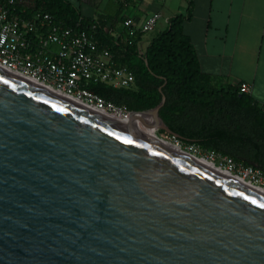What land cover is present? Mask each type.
I'll return each instance as SVG.
<instances>
[{"label":"water","instance_id":"95a60500","mask_svg":"<svg viewBox=\"0 0 264 264\" xmlns=\"http://www.w3.org/2000/svg\"><path fill=\"white\" fill-rule=\"evenodd\" d=\"M166 102L134 116L160 115ZM264 191L0 67V264H264Z\"/></svg>","mask_w":264,"mask_h":264},{"label":"trees","instance_id":"16d2710c","mask_svg":"<svg viewBox=\"0 0 264 264\" xmlns=\"http://www.w3.org/2000/svg\"><path fill=\"white\" fill-rule=\"evenodd\" d=\"M192 7L189 0L187 11L171 16L167 29L141 51L143 32L133 36L111 32L109 18L86 16L71 0H36L35 5L66 25L82 28L97 22L100 47L135 74V88L91 83L94 92L128 110L155 107L164 93L160 115L183 136V142L219 151L264 172V104L251 93L241 92L239 84L217 85L202 71L196 48L184 30Z\"/></svg>","mask_w":264,"mask_h":264},{"label":"built area","instance_id":"2783aa9c","mask_svg":"<svg viewBox=\"0 0 264 264\" xmlns=\"http://www.w3.org/2000/svg\"><path fill=\"white\" fill-rule=\"evenodd\" d=\"M35 5L36 0H0V67L102 113L130 115L126 107L90 88L91 83H106L115 88L136 87L135 74L117 64L108 49L100 47L96 39L98 23L82 28L66 25L51 13L35 9ZM161 17L160 11L154 12L141 25L125 19L124 33L133 36L139 31L154 30ZM107 29L115 32L112 26ZM239 87L241 92H252L250 83L241 82ZM175 139L183 147L184 142ZM185 149L264 189L261 169L198 144L189 143Z\"/></svg>","mask_w":264,"mask_h":264},{"label":"crops","instance_id":"0c3cea01","mask_svg":"<svg viewBox=\"0 0 264 264\" xmlns=\"http://www.w3.org/2000/svg\"><path fill=\"white\" fill-rule=\"evenodd\" d=\"M77 1L73 2L84 15L109 18L118 33L124 32L125 19L141 25L157 11L162 13L160 32L164 31L170 17L189 6V0ZM184 30L204 73L219 85L250 83L251 94L264 104V0H193L192 17Z\"/></svg>","mask_w":264,"mask_h":264},{"label":"bare ground","instance_id":"6f19581e","mask_svg":"<svg viewBox=\"0 0 264 264\" xmlns=\"http://www.w3.org/2000/svg\"><path fill=\"white\" fill-rule=\"evenodd\" d=\"M111 117H113V118H115V119H117V120H119L121 122H124V123H126V124H128V125H130L132 127H135V128H137V129H139V130H141L143 132H146V133H148V134H150V135H152L154 137H157L158 139H160V140H162V141H164V142H166V143L178 148L179 150H181V151H183V152H185V153L197 158L198 160H200V161H202V162H204V163H206V164H208V165H210V166H212V167H214V168H216V169H218V170H220V171H222V172H224V173H226V174H228V175H230V176H232V177H234V178H236V179H238V180H240V181H242V182H244V183H246L248 185L256 187L257 189H259L261 191H264V189L251 184L250 182L244 180L239 175H236L234 173H231L229 171H226V170L220 168L214 161H212V160L210 161L209 159H207L205 157H201V156L195 155L192 152H190L189 150H187V149H185L183 147H180L178 144H176L172 140L159 135L158 132H157L158 128L155 125L153 118L146 119L145 116L144 117H142V116H134L132 114L126 115V116H114V115H111Z\"/></svg>","mask_w":264,"mask_h":264},{"label":"rangeland","instance_id":"374dc122","mask_svg":"<svg viewBox=\"0 0 264 264\" xmlns=\"http://www.w3.org/2000/svg\"><path fill=\"white\" fill-rule=\"evenodd\" d=\"M75 3H77L78 1L77 0H73ZM84 11L86 12L87 11V7H83ZM160 32V24L158 23L157 26L155 27L154 30H151V31H148V32H144V35H143V38L142 40L140 41V49L142 51H145L147 46L149 45L150 41L152 40V38L154 36H156L158 33ZM217 84V83H216ZM219 85V84H217ZM158 134L165 137V138H168L170 140H172L173 142H176V139L173 135L167 133L166 131H164L163 129L161 128H158L157 130ZM188 145V143H185L183 144V147L186 148V146ZM211 161V160H210Z\"/></svg>","mask_w":264,"mask_h":264},{"label":"snow or ice","instance_id":"6c2138e0","mask_svg":"<svg viewBox=\"0 0 264 264\" xmlns=\"http://www.w3.org/2000/svg\"><path fill=\"white\" fill-rule=\"evenodd\" d=\"M262 207H264V205H262Z\"/></svg>","mask_w":264,"mask_h":264}]
</instances>
